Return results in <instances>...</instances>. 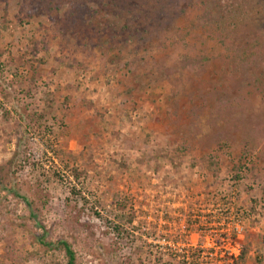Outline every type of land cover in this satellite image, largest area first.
Listing matches in <instances>:
<instances>
[{"label": "rangeland", "instance_id": "rangeland-1", "mask_svg": "<svg viewBox=\"0 0 264 264\" xmlns=\"http://www.w3.org/2000/svg\"><path fill=\"white\" fill-rule=\"evenodd\" d=\"M41 237L264 264V0H0V264Z\"/></svg>", "mask_w": 264, "mask_h": 264}, {"label": "trees", "instance_id": "trees-1", "mask_svg": "<svg viewBox=\"0 0 264 264\" xmlns=\"http://www.w3.org/2000/svg\"><path fill=\"white\" fill-rule=\"evenodd\" d=\"M68 3H70V7L72 6V3H75L76 0H67ZM75 192V191H74ZM22 198V197H21ZM82 200H84L83 197H81ZM41 245L46 246L47 248L56 247L57 249H60L64 253V257L66 259V264H75V252L71 248V245L66 240L60 239L56 242L52 241H45L43 237L38 239ZM243 256V252L240 254V259Z\"/></svg>", "mask_w": 264, "mask_h": 264}]
</instances>
